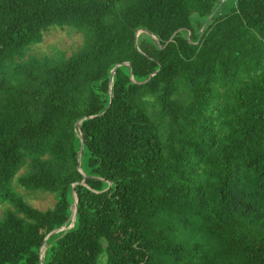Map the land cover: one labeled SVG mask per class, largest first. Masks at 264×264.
I'll return each instance as SVG.
<instances>
[{
	"label": "trees",
	"instance_id": "16d2710c",
	"mask_svg": "<svg viewBox=\"0 0 264 264\" xmlns=\"http://www.w3.org/2000/svg\"><path fill=\"white\" fill-rule=\"evenodd\" d=\"M220 1L0 0V264H40L73 192L43 264H264V0L201 29ZM51 26L83 46L24 59Z\"/></svg>",
	"mask_w": 264,
	"mask_h": 264
},
{
	"label": "rangeland",
	"instance_id": "374dc122",
	"mask_svg": "<svg viewBox=\"0 0 264 264\" xmlns=\"http://www.w3.org/2000/svg\"><path fill=\"white\" fill-rule=\"evenodd\" d=\"M84 41L85 35L74 28L68 26L64 28L51 26L44 31L41 42L29 46L25 52L24 59L30 56L55 55L58 52H62L65 56L69 57L83 46ZM25 170L26 166H23L15 174L11 183L13 189L33 207L41 210L52 208L56 201L53 193L26 190L18 184L17 177ZM5 206L7 205L0 204V217L2 216ZM102 243L105 246L106 242L104 239L102 240ZM45 244L47 247L48 243ZM97 264H107L105 250L99 254Z\"/></svg>",
	"mask_w": 264,
	"mask_h": 264
},
{
	"label": "water",
	"instance_id": "95a60500",
	"mask_svg": "<svg viewBox=\"0 0 264 264\" xmlns=\"http://www.w3.org/2000/svg\"><path fill=\"white\" fill-rule=\"evenodd\" d=\"M223 1H225V0H221V1L219 2L218 6L216 7L215 11H214V12H213V13H212V14H211V15H210V16L204 21V23H203L201 29L203 28V26H204L208 21L211 20V18L213 17V15L216 13V11H217V10L220 8V6L222 5ZM201 29H200V35H199V38H200V36H201ZM142 31H144V32H146V33H148V34H150L149 31H146V30H143V29L138 30V33H139V32H142ZM190 34H191V32H189L188 35H187V38H188V39H189ZM198 40H199V39H198ZM120 64L129 65L128 62L119 63V64H116V65L111 69V71H110V76H109V84H110V86H111V83H112V80H113L114 70H115V68H116L118 65H120ZM151 75H152V74H151ZM111 97H112V95H111V92H110V98H111ZM79 125H80V121L78 122V126H79ZM82 149H83V142H81L80 149H79V152H78V164H80L81 154H82ZM73 196H74V203H73V211H72V220H71V223H70L67 227L62 226V227H60V228H57V229L52 230V231H51V232L45 237V239L43 240V243H42V245H41V247H40V257H41L40 264H43V263H42V261H43V260H42V256H43V254H42V247H43V245L45 244L46 239H47L51 234H53V233H56V232H58V231H60V230L68 229L70 226H72V224H73V222H74V220H75L76 209H77V198H76V194H75V192H73Z\"/></svg>",
	"mask_w": 264,
	"mask_h": 264
},
{
	"label": "bare ground",
	"instance_id": "6f19581e",
	"mask_svg": "<svg viewBox=\"0 0 264 264\" xmlns=\"http://www.w3.org/2000/svg\"><path fill=\"white\" fill-rule=\"evenodd\" d=\"M45 249H46V244H44L42 247V254H44Z\"/></svg>",
	"mask_w": 264,
	"mask_h": 264
}]
</instances>
